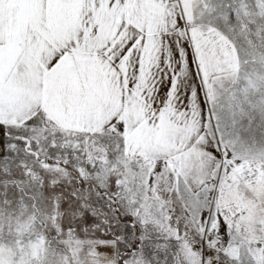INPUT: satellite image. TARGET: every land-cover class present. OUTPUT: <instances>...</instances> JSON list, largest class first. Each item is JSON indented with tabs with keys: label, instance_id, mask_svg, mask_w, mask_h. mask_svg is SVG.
Masks as SVG:
<instances>
[{
	"label": "snow or ice",
	"instance_id": "snow-or-ice-1",
	"mask_svg": "<svg viewBox=\"0 0 264 264\" xmlns=\"http://www.w3.org/2000/svg\"><path fill=\"white\" fill-rule=\"evenodd\" d=\"M0 264H264V0H0Z\"/></svg>",
	"mask_w": 264,
	"mask_h": 264
}]
</instances>
